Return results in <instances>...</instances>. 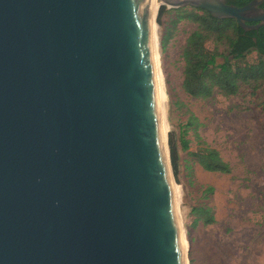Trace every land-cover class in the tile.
Masks as SVG:
<instances>
[{"label": "water", "instance_id": "water-1", "mask_svg": "<svg viewBox=\"0 0 264 264\" xmlns=\"http://www.w3.org/2000/svg\"><path fill=\"white\" fill-rule=\"evenodd\" d=\"M264 26V0H161ZM152 0H0V264H188Z\"/></svg>", "mask_w": 264, "mask_h": 264}, {"label": "rangeland", "instance_id": "rangeland-1", "mask_svg": "<svg viewBox=\"0 0 264 264\" xmlns=\"http://www.w3.org/2000/svg\"><path fill=\"white\" fill-rule=\"evenodd\" d=\"M179 14L158 7L154 40L168 152L174 147L178 159L177 171L171 167L188 264H264L263 93L243 85L236 95L218 89L209 98L191 95L184 86L183 52L198 23ZM206 45L216 47L212 40ZM256 59V52L246 58ZM193 117L197 131L188 125ZM205 146L220 152L231 173L207 171L196 161L193 153ZM208 209L213 222L206 221Z\"/></svg>", "mask_w": 264, "mask_h": 264}, {"label": "trees", "instance_id": "trees-1", "mask_svg": "<svg viewBox=\"0 0 264 264\" xmlns=\"http://www.w3.org/2000/svg\"><path fill=\"white\" fill-rule=\"evenodd\" d=\"M252 0H227L230 4L243 6ZM264 7V5H263ZM180 19H189L198 23L190 34L184 48L185 89L198 98H209L218 89L225 96L236 95L243 85L252 88L253 93L261 90L264 98V26L259 29H243L233 18H215L201 8L181 7ZM201 12V13H200ZM212 40L216 47L210 49L206 43ZM225 49L221 51L219 47ZM256 52L257 59L247 62L249 54ZM223 62L219 63L218 58ZM264 108V99L262 101ZM188 125L198 128V118L193 117ZM199 137V135H197ZM184 149L189 148V141L183 142ZM171 163L177 171V153L171 147ZM196 161L207 171L231 173L232 166L225 161L220 152L210 146L201 147L193 153ZM209 191L213 188L209 187ZM208 209L206 221L213 222L214 216Z\"/></svg>", "mask_w": 264, "mask_h": 264}, {"label": "bare ground", "instance_id": "bare-ground-1", "mask_svg": "<svg viewBox=\"0 0 264 264\" xmlns=\"http://www.w3.org/2000/svg\"><path fill=\"white\" fill-rule=\"evenodd\" d=\"M160 1L161 0H152V19H153V41H154V61H155V69H156V82H157V90H158V98H159V105H160V113H161V119H162V126H163V131H164V136H166V133H165V128H164V116H163V110H162V105H161V101H162V97H161V90H160V76H159V74H158V65H157V53H156V44H155V40H154V30H156L155 29V14L157 13V9H158V7H159V5H160ZM155 39H157V38H155ZM174 192H175V190H174ZM175 198H176V201H177V197H176V195H175ZM177 203V202H176ZM182 240H183V238H182ZM183 245H184V251H185V254H186V245H185V242L183 241Z\"/></svg>", "mask_w": 264, "mask_h": 264}]
</instances>
